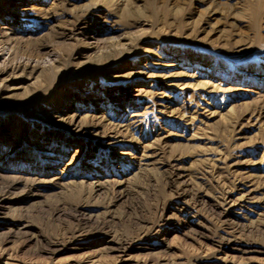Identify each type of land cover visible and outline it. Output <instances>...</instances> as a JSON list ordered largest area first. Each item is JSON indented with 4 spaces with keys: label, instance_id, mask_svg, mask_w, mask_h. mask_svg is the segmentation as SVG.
<instances>
[{
    "label": "rangeland",
    "instance_id": "1",
    "mask_svg": "<svg viewBox=\"0 0 264 264\" xmlns=\"http://www.w3.org/2000/svg\"><path fill=\"white\" fill-rule=\"evenodd\" d=\"M0 264H264V0H0Z\"/></svg>",
    "mask_w": 264,
    "mask_h": 264
},
{
    "label": "bare ground",
    "instance_id": "2",
    "mask_svg": "<svg viewBox=\"0 0 264 264\" xmlns=\"http://www.w3.org/2000/svg\"><path fill=\"white\" fill-rule=\"evenodd\" d=\"M158 77H159V78H158L159 80H162L163 75H159ZM172 84H173V83H172ZM205 109H206V108H205ZM205 111H206V110H205ZM66 119H67V118H66ZM73 124H74V123H73ZM2 208H3V207H2ZM106 242H107V241H106ZM111 243H112V242H111ZM119 245H120V244H119ZM122 246H123V245H122ZM111 247H112V246H111ZM108 248H109V247H108ZM113 248H114V247H113ZM119 248H120V247H119ZM123 248H124V247H123ZM114 249H115V248H114ZM120 249H121V248H120Z\"/></svg>",
    "mask_w": 264,
    "mask_h": 264
}]
</instances>
